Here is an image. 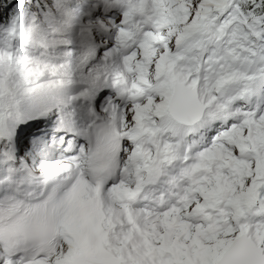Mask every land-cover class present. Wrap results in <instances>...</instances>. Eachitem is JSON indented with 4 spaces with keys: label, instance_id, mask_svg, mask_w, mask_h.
I'll return each instance as SVG.
<instances>
[{
    "label": "snow or ice",
    "instance_id": "1",
    "mask_svg": "<svg viewBox=\"0 0 264 264\" xmlns=\"http://www.w3.org/2000/svg\"><path fill=\"white\" fill-rule=\"evenodd\" d=\"M0 264H264V0H0Z\"/></svg>",
    "mask_w": 264,
    "mask_h": 264
}]
</instances>
